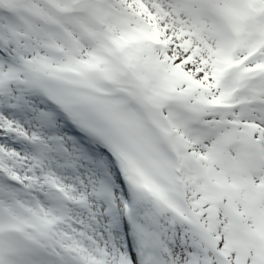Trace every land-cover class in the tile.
I'll use <instances>...</instances> for the list:
<instances>
[{"label":"snow or ice","instance_id":"1","mask_svg":"<svg viewBox=\"0 0 264 264\" xmlns=\"http://www.w3.org/2000/svg\"><path fill=\"white\" fill-rule=\"evenodd\" d=\"M0 264H264V0H0Z\"/></svg>","mask_w":264,"mask_h":264}]
</instances>
